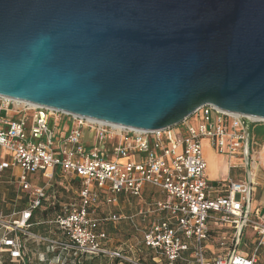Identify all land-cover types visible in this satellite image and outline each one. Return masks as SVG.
<instances>
[{
    "label": "water",
    "instance_id": "obj_1",
    "mask_svg": "<svg viewBox=\"0 0 264 264\" xmlns=\"http://www.w3.org/2000/svg\"><path fill=\"white\" fill-rule=\"evenodd\" d=\"M0 95L140 130L264 120V0H0Z\"/></svg>",
    "mask_w": 264,
    "mask_h": 264
},
{
    "label": "built area",
    "instance_id": "obj_2",
    "mask_svg": "<svg viewBox=\"0 0 264 264\" xmlns=\"http://www.w3.org/2000/svg\"><path fill=\"white\" fill-rule=\"evenodd\" d=\"M241 117L208 104L175 127L140 130L0 95V174L14 169L20 191L30 197L24 211L6 215L0 209V252H7L13 264H26L25 240L33 239L75 256L127 261L120 251L104 247L108 239L102 226L132 218L116 213L98 217L97 209L101 201L117 205L120 194L141 198L151 187L162 198L147 204L144 214L163 216L146 230L144 244L167 264H257L264 248V217L253 211L251 199L259 156L252 140L248 149ZM249 120L252 126L264 124L262 119ZM204 141L218 154L238 160L248 170L246 177L211 185ZM58 176L79 182V201L64 205L54 221L66 235L64 242L31 231L34 212L49 199ZM213 227L230 231L219 236V254L209 259ZM245 229L256 240L251 253L242 255L237 249Z\"/></svg>",
    "mask_w": 264,
    "mask_h": 264
},
{
    "label": "crops",
    "instance_id": "obj_3",
    "mask_svg": "<svg viewBox=\"0 0 264 264\" xmlns=\"http://www.w3.org/2000/svg\"><path fill=\"white\" fill-rule=\"evenodd\" d=\"M251 137H252V141L255 143L254 152L259 156V159H258L259 163L257 164V168L255 169L257 189L252 194L251 203H252L253 211L259 210V214H261L264 217V124L253 125L251 127ZM210 149H211L210 142L204 141L203 155L205 156V160L207 163L208 180L211 185L217 186L218 183L224 182L228 178H233L235 180H243L246 177L245 173L243 174L236 173V171L239 168L244 167V166L241 167V163L238 160L230 159L228 155L224 156V155L212 154ZM232 165L239 166V168L232 169L230 168ZM129 198L134 199L136 197H133L130 195L127 196L125 194H120L118 197L117 205H119V203H124L126 201L128 202ZM161 198L162 196L159 194V192L156 189H153L151 187H146L143 193V196L141 198H136L137 200L143 201V204L141 205L142 206L141 209L136 214H132L124 218H127V219L132 218V219L127 220V222H130L135 227H137V222H136L137 220L138 222H140L142 226L145 224V226L143 227V236H144L146 230L152 225V223H154L155 220L161 219L163 216V214L162 215L161 214L159 215L158 214L157 215L144 214L145 209H146L144 208L145 207L144 205L154 200H160ZM99 210L97 212H99ZM112 213H116V212H110V211L105 212L103 216H107ZM96 215L98 216L99 214L96 213ZM135 218L137 219L136 221H135ZM109 224H113V222ZM103 228L104 227L102 226V230H104ZM35 231L39 233L38 228H35ZM229 231L230 230H227L225 228H215V227L212 228V234H213L214 239L207 246V253H208L209 259H212L214 258V256L219 254V248H218L219 236L222 233H225V232L228 233ZM249 231L252 233V235L249 234ZM108 235L110 237V234ZM241 236H242L241 242L237 249V252L242 255H245L247 253L250 254L252 247L256 240L255 235L251 229H245ZM142 239H143V246L149 249L152 252V255H154L153 260L157 264H164L166 262L165 257L160 256L154 250L145 246L144 238L142 237ZM240 247H242V249H240ZM114 249H117V247H115ZM185 254L187 258H190L189 253H185ZM111 260H113L114 263H116L115 262L116 260L111 257H106V256L90 257L87 259V264H105L106 262L104 263V261H107L108 264H111L112 263ZM180 262L184 264L183 261H179L178 263Z\"/></svg>",
    "mask_w": 264,
    "mask_h": 264
},
{
    "label": "rangeland",
    "instance_id": "obj_4",
    "mask_svg": "<svg viewBox=\"0 0 264 264\" xmlns=\"http://www.w3.org/2000/svg\"><path fill=\"white\" fill-rule=\"evenodd\" d=\"M51 126L55 129V134H58L59 129L57 126L54 125L53 121L51 123ZM210 150L212 154L221 155V154H218L212 147ZM2 153L4 152L0 148V160L1 161H2V158H1ZM247 172L248 170L246 167L239 168L236 171L237 174L238 173L247 174ZM46 182H49V178L45 179V183ZM19 191L20 190H19L18 183L16 182L11 183L9 182V180L6 179L4 175L0 176V208L4 210V213L6 215L11 213L13 199L17 195L21 194V192ZM142 204H143V201L141 200H137L136 198L134 199L129 198L128 202L126 201L124 203H119V205L117 206H112V207L103 206L101 210H99V212L97 213L99 214L98 217L100 216L102 217L105 212H109V211L116 212L117 214L123 217H128L129 215L136 214L141 209ZM144 206H145L144 208L148 207L147 204H145ZM47 219L49 220L52 219V215L48 214ZM136 220L137 219L135 218V221ZM136 222H137V227L133 226L130 222H127V220H124V219L119 220L117 222H113V224L103 225V227L106 229L108 234H110L109 239L111 241L109 240L108 245L111 248L113 247L121 248L123 250V254L128 259L127 261L120 262L119 264H135V263L153 264L155 263L153 260H151L154 256L152 255V252L143 246L142 237H143V227L145 226V224L142 226L140 222H138V220ZM1 232L2 230L0 229V233ZM40 234L44 236L50 235V236L61 237L60 232L57 230V227L54 224H47L41 227ZM249 234L252 235L250 231H249ZM240 249H242V247H240ZM26 255H27V258L30 259L29 264H58V261H59L58 258L55 257L54 253H51L48 251L46 244L36 243L34 241H31L28 244ZM111 261H112L111 264H116L114 263L113 260ZM104 263L108 264L107 261H104ZM0 264H13V263L9 262L6 254L0 252ZM257 264H264V248L261 249V255L259 257V261L257 262Z\"/></svg>",
    "mask_w": 264,
    "mask_h": 264
},
{
    "label": "trees",
    "instance_id": "obj_5",
    "mask_svg": "<svg viewBox=\"0 0 264 264\" xmlns=\"http://www.w3.org/2000/svg\"><path fill=\"white\" fill-rule=\"evenodd\" d=\"M1 175H4L6 177L7 180H9V182L13 183L16 182L17 183V177L15 176V170L10 169V170H6L5 172L1 173ZM33 181V180H32ZM35 185H41L40 183H36V181L33 182ZM53 187L49 189V199L46 200V202L43 203L42 207H40V209L36 210L34 212L33 218L31 220L32 223V228L31 231L38 234L39 236L43 237V238H49L55 241H60V242H64L66 240V235L62 232V230L60 229L59 225L56 224L54 221L56 219V217L62 213L63 211V206L69 204L72 201H79L78 198V189H79V182H75L73 180L70 179H66L64 176H58L54 181H53ZM20 190V189H19ZM21 192V191H19ZM30 200V197L28 194L21 192L20 195H17L14 199H13V205H12V210L10 214L7 215H12L14 214V212H20V211H24L27 206H28V202ZM104 202H100L99 205V209H101L104 206ZM1 209V208H0ZM2 211H4L3 209H1ZM51 214L52 215V219H47V215ZM47 219V220H45ZM47 224H54L57 227V230L60 232L61 237H56V236H44L40 234V229L41 227L47 225ZM35 228H38V232L35 231ZM108 241L104 242L103 245L104 247H106L109 251H113V250H117L120 251L123 254V250L121 248L114 249L115 247L111 248L108 243H109V235L108 232L106 231L105 228H103ZM1 234V233H0ZM34 241L36 243H42V244H46L48 251L51 253L55 254V257L58 258V264H87V259L90 257H97V256H106V257H110L107 255H97V256H88V255H81V256H75L73 251H68V250H63L62 248H59L55 245H52L50 243H45V242H41V241H35L33 239L31 240H25L26 242V253H27V248H28V244ZM4 254H6L9 262H11L10 258L8 257V253L7 252H2ZM125 256V255H124ZM27 258V255H26ZM116 261V264H119L120 262H125L124 260H121L119 258H115L113 257ZM29 260L27 258V263L29 264ZM153 260V258L151 259ZM154 261V260H153ZM152 261V262H153ZM164 261V260H163ZM44 262V261H42ZM155 262V261H154ZM12 263V262H11ZM141 263V261H140ZM153 264H157L156 262ZM164 264H167L166 262ZM178 264H183V263H178ZM185 264V263H184Z\"/></svg>",
    "mask_w": 264,
    "mask_h": 264
},
{
    "label": "bare ground",
    "instance_id": "obj_6",
    "mask_svg": "<svg viewBox=\"0 0 264 264\" xmlns=\"http://www.w3.org/2000/svg\"><path fill=\"white\" fill-rule=\"evenodd\" d=\"M17 100H18V99H17ZM26 103H27V102H26ZM29 103H31V102H29ZM31 104H32V105H36V104H33V103H31ZM251 119L254 120V119H256V118L251 117ZM258 119H259V118H258ZM258 119H257V120H258Z\"/></svg>",
    "mask_w": 264,
    "mask_h": 264
}]
</instances>
